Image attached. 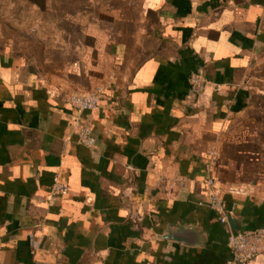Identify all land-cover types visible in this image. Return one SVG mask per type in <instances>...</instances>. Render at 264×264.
<instances>
[{
  "label": "crops",
  "instance_id": "0c3cea01",
  "mask_svg": "<svg viewBox=\"0 0 264 264\" xmlns=\"http://www.w3.org/2000/svg\"><path fill=\"white\" fill-rule=\"evenodd\" d=\"M24 2L0 52V264H231L206 166L235 230L263 228L264 0ZM183 230L195 246L161 238Z\"/></svg>",
  "mask_w": 264,
  "mask_h": 264
},
{
  "label": "built area",
  "instance_id": "2783aa9c",
  "mask_svg": "<svg viewBox=\"0 0 264 264\" xmlns=\"http://www.w3.org/2000/svg\"><path fill=\"white\" fill-rule=\"evenodd\" d=\"M202 71H197L190 79L191 92L199 95L205 88V81ZM100 97L98 95L74 94L69 98V104L79 113L92 111L98 107ZM78 143L87 149H93L96 141L88 128H81L78 134ZM215 154H210V161L206 166L208 173L206 185L211 192L209 208L213 212L217 221L228 230V249L232 255L231 264H248L255 258L264 256V227L254 230L234 232L231 223V213L228 210L227 203L222 198L220 190L216 186L215 179L212 176ZM68 193L67 187L60 182L58 176H55L50 188L49 200L55 202L59 197Z\"/></svg>",
  "mask_w": 264,
  "mask_h": 264
},
{
  "label": "rangeland",
  "instance_id": "374dc122",
  "mask_svg": "<svg viewBox=\"0 0 264 264\" xmlns=\"http://www.w3.org/2000/svg\"><path fill=\"white\" fill-rule=\"evenodd\" d=\"M36 6L24 0H0V52L12 39H18L22 28L33 26Z\"/></svg>",
  "mask_w": 264,
  "mask_h": 264
},
{
  "label": "water",
  "instance_id": "95a60500",
  "mask_svg": "<svg viewBox=\"0 0 264 264\" xmlns=\"http://www.w3.org/2000/svg\"><path fill=\"white\" fill-rule=\"evenodd\" d=\"M231 226L234 230V232H236L235 228H234V220L230 218V222ZM192 231L190 230H183L181 233L178 232H168L166 235L162 236L161 238L163 240H167V241H171V242H179V243H184L188 246H195L196 242L194 241V239H191L192 236Z\"/></svg>",
  "mask_w": 264,
  "mask_h": 264
}]
</instances>
